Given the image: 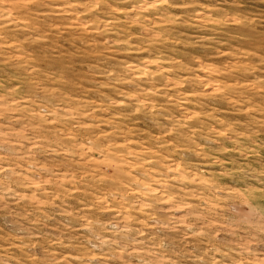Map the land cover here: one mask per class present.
<instances>
[{"label": "rangeland", "instance_id": "1", "mask_svg": "<svg viewBox=\"0 0 264 264\" xmlns=\"http://www.w3.org/2000/svg\"><path fill=\"white\" fill-rule=\"evenodd\" d=\"M0 264H264V0H0Z\"/></svg>", "mask_w": 264, "mask_h": 264}]
</instances>
